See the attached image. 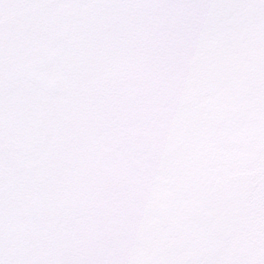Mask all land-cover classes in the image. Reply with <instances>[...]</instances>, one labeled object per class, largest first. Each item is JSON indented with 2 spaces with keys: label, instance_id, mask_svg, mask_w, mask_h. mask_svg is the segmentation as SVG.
<instances>
[{
  "label": "snow or ice",
  "instance_id": "6c2138e0",
  "mask_svg": "<svg viewBox=\"0 0 264 264\" xmlns=\"http://www.w3.org/2000/svg\"><path fill=\"white\" fill-rule=\"evenodd\" d=\"M0 264H264V0H0Z\"/></svg>",
  "mask_w": 264,
  "mask_h": 264
}]
</instances>
